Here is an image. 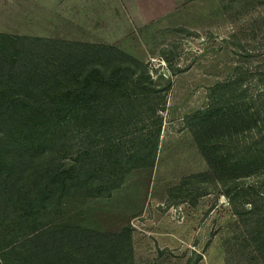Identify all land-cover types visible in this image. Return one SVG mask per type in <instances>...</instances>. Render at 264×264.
Here are the masks:
<instances>
[{
  "label": "trees",
  "instance_id": "obj_1",
  "mask_svg": "<svg viewBox=\"0 0 264 264\" xmlns=\"http://www.w3.org/2000/svg\"><path fill=\"white\" fill-rule=\"evenodd\" d=\"M218 3L235 58L208 105L185 117L207 169L183 182L222 192L264 257V0ZM149 78L111 44L0 32V264H135L129 228L39 219L153 166L165 101Z\"/></svg>",
  "mask_w": 264,
  "mask_h": 264
},
{
  "label": "rangeland",
  "instance_id": "obj_2",
  "mask_svg": "<svg viewBox=\"0 0 264 264\" xmlns=\"http://www.w3.org/2000/svg\"><path fill=\"white\" fill-rule=\"evenodd\" d=\"M231 29L218 0H0V32L114 45L145 63L165 101L153 166L129 171L108 197L69 196L39 221L129 228L135 264H264L222 192L183 182L207 169L185 117L230 71L221 38Z\"/></svg>",
  "mask_w": 264,
  "mask_h": 264
}]
</instances>
